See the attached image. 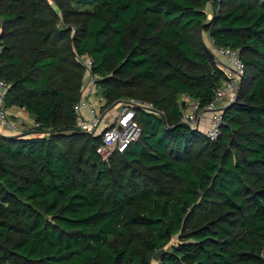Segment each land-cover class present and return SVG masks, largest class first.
<instances>
[{
  "label": "trees",
  "instance_id": "trees-1",
  "mask_svg": "<svg viewBox=\"0 0 264 264\" xmlns=\"http://www.w3.org/2000/svg\"><path fill=\"white\" fill-rule=\"evenodd\" d=\"M0 19L6 109L40 124L0 134V264H264V0H0ZM203 33L246 67L215 142L181 123L227 78ZM83 57L106 104L163 113L138 111L110 166L77 128Z\"/></svg>",
  "mask_w": 264,
  "mask_h": 264
},
{
  "label": "built area",
  "instance_id": "built-area-1",
  "mask_svg": "<svg viewBox=\"0 0 264 264\" xmlns=\"http://www.w3.org/2000/svg\"><path fill=\"white\" fill-rule=\"evenodd\" d=\"M214 49L223 61L222 69L227 78L216 89L212 101L204 108L198 101L184 97L187 106L181 117V123L192 129L197 130L203 127L204 134L210 142H215L219 138L224 125V110L227 107L225 102L236 96L246 72L240 50L228 46H214ZM82 60L85 68L82 98L74 107L77 128L83 133L101 138V144L96 152L102 162L110 166L116 154L125 153L133 143L141 138L142 127L137 121V112L144 111L158 116L163 113L157 111L150 102L128 98L116 102L119 109L112 117L108 118L106 114L101 115L100 108L106 104L99 86V81L103 78L94 74L92 58L84 59L83 57ZM8 89V84L0 80V127L5 128L10 136L22 135L26 121L22 118L11 119L6 113L8 109L5 106V98ZM32 126L38 128L40 124L34 121Z\"/></svg>",
  "mask_w": 264,
  "mask_h": 264
},
{
  "label": "rangeland",
  "instance_id": "rangeland-1",
  "mask_svg": "<svg viewBox=\"0 0 264 264\" xmlns=\"http://www.w3.org/2000/svg\"><path fill=\"white\" fill-rule=\"evenodd\" d=\"M0 25H2V19H0ZM202 36L204 37V41H205V42H204L203 39H202L204 47H205L206 50L209 52V54L212 55V58L214 59V61L216 62V64H218V65H220V66L222 67V64H221L222 59L219 58V56H217V54H216V52H215V49H214V47H213V44H211V43L208 42V37H207V35H206L205 33H203ZM197 39H199V37H198ZM85 58H87V57H84V59H85ZM79 61H80V63L84 66V61L82 60V58H79ZM240 86H241V87H240L238 93H236V96L233 97V98H231L230 100L228 99L227 102H225L227 106H229V105H231L232 103H235V102L237 101L238 96H239V93L241 92L242 83L240 84ZM247 89H248V87H247ZM180 101H183V102H184L185 100H184V98H183V100H180ZM115 103H116V102H115ZM115 103H113V104H105V105H102V107L100 108V114H101V115H102V114H106V116H108V118H109V117H112L113 115H115L116 112H117V110L119 109V106L117 105V103H116V104H115ZM15 119H17V118H15ZM15 119H14V120H15ZM25 121H26V125H25L24 133H29V132L32 133L34 130H38V129H39V128L33 129L32 124H33V122H34L35 120H34L30 115H29V117L27 116V119H25ZM167 123H168L169 125L172 124V121L169 119L168 115H167ZM103 129H104V127L102 126V130H103ZM197 130H199V131L202 132V133H205V130H204L203 127H200V128H198ZM125 170H126V169H125ZM125 170H124V171H125ZM120 172H121V171H118V170L115 171V173H116L115 175H117V178H118L119 180H120ZM130 174H131V170H127V171H126V177H128ZM108 185H109V186L113 185V181L109 182ZM178 241H179L178 238H174V239L172 240V244H177Z\"/></svg>",
  "mask_w": 264,
  "mask_h": 264
},
{
  "label": "crops",
  "instance_id": "crops-1",
  "mask_svg": "<svg viewBox=\"0 0 264 264\" xmlns=\"http://www.w3.org/2000/svg\"><path fill=\"white\" fill-rule=\"evenodd\" d=\"M211 12H213V8L210 7L209 9ZM208 37V36H207ZM208 42L212 44L211 40L208 37ZM214 47V46H213ZM221 64H223V61L221 62ZM183 100V99H182ZM185 102V101H184ZM7 116L9 118H22V119H27V116L29 117V114L26 112V110L24 109H19L17 107H13L7 110ZM0 134H4V135H9V133L7 132V130L3 127H0Z\"/></svg>",
  "mask_w": 264,
  "mask_h": 264
},
{
  "label": "water",
  "instance_id": "water-1",
  "mask_svg": "<svg viewBox=\"0 0 264 264\" xmlns=\"http://www.w3.org/2000/svg\"><path fill=\"white\" fill-rule=\"evenodd\" d=\"M216 0H213V2H215ZM241 87V86H240ZM18 137H21L22 135H17ZM165 253V250H160L158 251L154 256H153V259L154 261H159L160 257Z\"/></svg>",
  "mask_w": 264,
  "mask_h": 264
}]
</instances>
